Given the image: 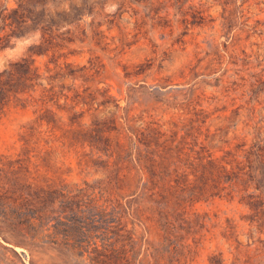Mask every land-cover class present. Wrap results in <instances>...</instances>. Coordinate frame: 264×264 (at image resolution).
I'll return each instance as SVG.
<instances>
[{"label": "rangeland", "instance_id": "rangeland-1", "mask_svg": "<svg viewBox=\"0 0 264 264\" xmlns=\"http://www.w3.org/2000/svg\"><path fill=\"white\" fill-rule=\"evenodd\" d=\"M0 264H264V0H0Z\"/></svg>", "mask_w": 264, "mask_h": 264}]
</instances>
